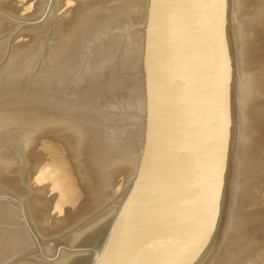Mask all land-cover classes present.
Returning <instances> with one entry per match:
<instances>
[{
    "label": "water",
    "instance_id": "1",
    "mask_svg": "<svg viewBox=\"0 0 264 264\" xmlns=\"http://www.w3.org/2000/svg\"><path fill=\"white\" fill-rule=\"evenodd\" d=\"M0 264H264V0H0Z\"/></svg>",
    "mask_w": 264,
    "mask_h": 264
}]
</instances>
